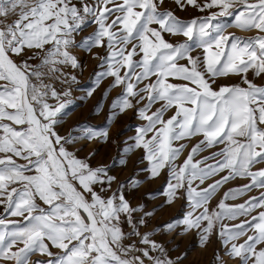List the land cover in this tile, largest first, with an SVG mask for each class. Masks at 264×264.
<instances>
[{
	"label": "snow or ice",
	"instance_id": "1",
	"mask_svg": "<svg viewBox=\"0 0 264 264\" xmlns=\"http://www.w3.org/2000/svg\"><path fill=\"white\" fill-rule=\"evenodd\" d=\"M85 56L79 99L118 94L103 128L65 129ZM128 112L142 123L120 170L139 152L143 179L79 155L116 143L108 125ZM165 173L164 204L189 210L149 227L155 208L132 196ZM0 208V264H183L167 245L191 233L213 264H264V0H0Z\"/></svg>",
	"mask_w": 264,
	"mask_h": 264
},
{
	"label": "rangeland",
	"instance_id": "2",
	"mask_svg": "<svg viewBox=\"0 0 264 264\" xmlns=\"http://www.w3.org/2000/svg\"><path fill=\"white\" fill-rule=\"evenodd\" d=\"M194 15H199V13H193ZM230 19V18H229ZM228 31H236L238 35H249V33H242L235 29H228ZM167 38V37H166ZM183 39V38H181ZM83 63L85 65L84 71L82 75L78 78L80 80V88L74 92V96L78 99L76 100V105L69 117L66 118V123L64 128L67 129L74 125L76 122L87 123L96 129H101L107 123L108 111L111 101L118 94V90H114L109 93L107 97L103 95L104 89L101 88L97 90L94 95L87 99H79L80 97L85 96L86 90L93 86V79H90V74L94 72L95 62L89 60L86 56L82 58ZM230 82V81H224ZM97 103H103L104 107L101 108L100 112L97 113L95 111V106ZM142 123V121L138 120L136 115L132 112H128L126 114H118L115 116L111 123L108 125L110 129V134L112 139L116 141V143H112L109 145L102 144H93L87 143L82 145L83 151L79 153L81 157L85 156L90 150L96 149L97 154L95 159L92 161L94 163H107L113 165L114 175H119V177L124 180L127 177L139 176V178L143 179L145 174L139 172V169L144 165L139 164L137 161L133 164V161L136 160V157L141 155V153L137 152L135 155L129 153L130 157L127 167L120 170L119 160L120 153L122 152L125 145L123 141L127 140L129 136L134 135L135 128ZM196 138H193L191 142L184 141L187 144L184 152L181 153L178 158V163H182L183 160L187 157L188 152L191 147L196 143ZM214 150V149H213ZM207 150L204 153H201L196 159H200L204 155H209L211 151ZM115 158V162L113 160ZM211 163V161H210ZM219 179V177H216ZM211 181H209L210 183ZM246 181L243 179H237L235 181L230 182L227 185H224L222 189L218 191V193L214 196V198L210 201V208H216L219 201L223 198V192L227 191L228 188L238 187L245 183ZM166 184V173L161 176V178L146 181L142 185H140L139 190L134 191L132 196V203L134 205L141 204L144 205L146 210H152L155 208V214L149 223V227H158L165 222H169L173 219H180L189 209L187 207V202L183 200H177L172 205L164 204V188ZM206 186V185H204ZM201 186V187H204ZM115 187V185H114ZM152 193L153 195L150 197L148 194ZM247 195H259L258 191H254ZM244 198H236L229 199L226 201L227 204L233 205L242 203ZM161 205H164L161 207ZM0 212H2V208H0ZM225 223L232 224L238 223L239 221H224ZM144 229H142L143 231ZM160 238V237H158ZM164 240H168V236L162 237ZM178 245V247H177ZM170 249H173L171 255L175 258L177 255H182L187 252V258L184 260L183 264H213L214 261V248L215 244H209L206 248H202L199 246L198 237L195 233H191L184 237L176 236V238L167 245Z\"/></svg>",
	"mask_w": 264,
	"mask_h": 264
},
{
	"label": "crops",
	"instance_id": "3",
	"mask_svg": "<svg viewBox=\"0 0 264 264\" xmlns=\"http://www.w3.org/2000/svg\"><path fill=\"white\" fill-rule=\"evenodd\" d=\"M92 163H93L94 166L96 165V163H94V162H92Z\"/></svg>",
	"mask_w": 264,
	"mask_h": 264
}]
</instances>
